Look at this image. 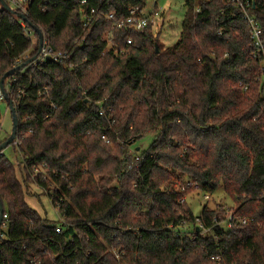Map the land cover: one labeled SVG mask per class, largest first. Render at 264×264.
Here are the masks:
<instances>
[{"label":"trees","instance_id":"obj_1","mask_svg":"<svg viewBox=\"0 0 264 264\" xmlns=\"http://www.w3.org/2000/svg\"><path fill=\"white\" fill-rule=\"evenodd\" d=\"M183 2L164 49L162 25L113 27L130 8L144 14L146 0L29 4L27 26L70 57L4 80L18 123L12 160L0 156V264H264V96L247 25L226 0ZM251 11L264 30V0ZM18 20L0 10V80L37 53ZM182 177L205 195L221 189L233 207L194 217L179 203L187 193L171 188ZM41 197L60 234L27 206Z\"/></svg>","mask_w":264,"mask_h":264},{"label":"built area","instance_id":"obj_2","mask_svg":"<svg viewBox=\"0 0 264 264\" xmlns=\"http://www.w3.org/2000/svg\"><path fill=\"white\" fill-rule=\"evenodd\" d=\"M8 6L11 8L12 11L23 14L26 16L27 9L29 7V4L32 2V0H4ZM67 1V0H62ZM76 1L81 7L87 6L90 3V0H72ZM226 2L231 3L234 6V9L238 10L240 13V16L242 19L246 22L247 29H248V37L250 42V47L253 50L252 53V59L258 63L259 66V79L257 82L259 83L261 87L262 94L264 96V30L261 28V26L256 22L252 15L251 9L254 8V2L255 0H226ZM0 10H3L0 6ZM94 13V12H90ZM157 12L150 13L148 15L142 14L139 15L138 10L136 8H130L128 10V16L124 19L118 20L115 25L113 26L115 29H126L129 31H141L146 29L147 27H153L156 26V17ZM108 21H113L114 17L112 14L108 15L106 18ZM83 21L85 24H88L92 21L91 15H85L83 14ZM19 25L21 29L23 30L24 37L27 39H34V32L27 26L26 23L18 20ZM218 35H222V30H219ZM38 43V40H37ZM109 47V46H108ZM107 47V48H108ZM110 49V47L108 48ZM107 49V50H108ZM35 60L29 65V66H37V65H45L47 62H61L65 59H68L70 56L66 52H60V51H53L45 42L43 39V44L39 52L35 55ZM29 58H26V60ZM7 86L4 87V92L7 94L8 87L11 85V83L8 81L6 83ZM247 88L244 87L243 91H246ZM0 103H4V96L2 91L0 90ZM13 104V103H12ZM6 106V104H5ZM14 106V104H13ZM15 108V106H14ZM5 111L9 112L8 107L6 106ZM104 111L102 108L98 109V115L103 116ZM101 139L105 144H109V140L102 136ZM36 171V170H35ZM184 182L179 184L178 181H174L171 184V188L175 189L181 194H186L190 189L197 190V186L189 179L183 178ZM204 201H209L210 196L204 195L203 197ZM180 204H185V196L180 200ZM233 221V218L230 216L228 218V228L231 227V222ZM195 223H197L198 228L202 227L201 222L199 219H195ZM241 225L246 224V220L240 221ZM62 225H64V222L61 221L59 225L55 226V233L60 234L62 232ZM6 229H7V217L6 215L2 216V223L0 226V242L4 241L6 239ZM217 260L219 258H216Z\"/></svg>","mask_w":264,"mask_h":264},{"label":"rangeland","instance_id":"obj_3","mask_svg":"<svg viewBox=\"0 0 264 264\" xmlns=\"http://www.w3.org/2000/svg\"><path fill=\"white\" fill-rule=\"evenodd\" d=\"M145 6H146L144 11L145 15L153 13L154 11L157 12L158 16L156 17V23L158 24V26L162 25L160 35L158 36L160 45H162L163 49L171 47L179 37L181 23L186 11L183 0H146ZM30 52L27 53V56L30 54ZM5 108H6L5 104L2 103L0 105V109H1L0 124L3 130L2 140H5L10 135V131H11L10 114L8 111L7 112L5 111ZM151 138L152 135L146 136L144 139H142L140 142L134 145V147L139 146L141 147V149H145L147 145L150 143ZM132 148L133 146H131L129 151H132ZM3 154H5L6 157L12 160V153L9 147L3 151ZM183 178L186 177H182L179 180V184L184 182ZM30 187H31L30 188L31 191L34 193V191H36L35 188L33 186ZM204 195L205 194L194 189H190L185 195L186 206L190 209L194 217H198L200 215L204 206H206L209 209H214L216 208V206H220V205L222 207H224L225 205L227 207H233L232 202L224 196L221 189H218L214 194L209 195L210 196L209 201L203 200L202 197ZM37 198L34 199L27 198L25 200L27 206L31 210L40 214H43L44 211L46 213V217L49 220L53 222L61 223V220L58 218L56 211H54L47 198L41 197L40 203L36 201Z\"/></svg>","mask_w":264,"mask_h":264},{"label":"water","instance_id":"obj_4","mask_svg":"<svg viewBox=\"0 0 264 264\" xmlns=\"http://www.w3.org/2000/svg\"><path fill=\"white\" fill-rule=\"evenodd\" d=\"M0 6L1 8L16 16L17 19H19L20 21L27 23V19L26 16L23 14H19L16 13L14 11L11 10V8L8 6V4L4 1V0H0ZM29 24V23H28ZM30 27V29L36 34L37 40H38V48H37V52L40 51L42 44H43V35L41 33V31L33 26H31L30 24L28 25ZM155 51L157 52V46H155ZM36 56H33L29 59H27L24 63H22L21 65H19L18 67L12 69L11 71L7 72L3 78L0 80V90L3 93L4 96V101L6 106L9 109V114H10V118H11V131H10V135L0 144V156L3 155V151L5 149H7L8 147H10L12 144H14L15 140H16V136H17V116L15 113V108L11 102V100H9L4 92V80H6L7 78L12 77L13 75H15L16 73L20 72L21 70H23L24 68H26L27 66H29L34 60H35ZM2 213H3V209L2 206L0 205V226L2 223Z\"/></svg>","mask_w":264,"mask_h":264}]
</instances>
